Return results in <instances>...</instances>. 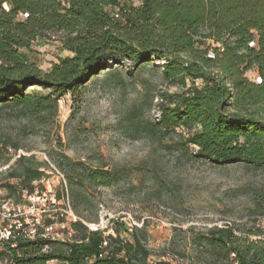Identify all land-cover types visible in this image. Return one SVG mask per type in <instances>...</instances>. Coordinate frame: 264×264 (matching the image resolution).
<instances>
[{"label": "trees", "instance_id": "trees-1", "mask_svg": "<svg viewBox=\"0 0 264 264\" xmlns=\"http://www.w3.org/2000/svg\"><path fill=\"white\" fill-rule=\"evenodd\" d=\"M53 38L71 55L44 70L33 47ZM146 66L182 90L160 93L159 119L139 121L143 138L159 142L183 129L182 149L196 159L254 167L264 176V0H0V110L42 118L101 71L133 74ZM252 70L256 80L247 76ZM30 86L41 89L28 91ZM67 160L72 192L83 183L110 186L119 174ZM45 176L34 154H19L7 178L23 185L3 186L12 194L21 188L33 192L34 182ZM255 200L264 204V190ZM72 230L69 240L50 243L65 248L49 252L42 251L45 241L20 242L15 264H184L152 261L144 224L134 226L131 237L122 236L128 231L124 223L106 235L79 218ZM237 232L228 222L202 233L200 241L212 247L217 263L264 264V230Z\"/></svg>", "mask_w": 264, "mask_h": 264}, {"label": "rangeland", "instance_id": "rangeland-1", "mask_svg": "<svg viewBox=\"0 0 264 264\" xmlns=\"http://www.w3.org/2000/svg\"><path fill=\"white\" fill-rule=\"evenodd\" d=\"M33 50L44 70L59 57L71 55L55 38L36 42ZM107 73L101 71L75 96H62L57 110L42 118L22 116L13 108L0 110V187H22L19 179H8L7 174L19 154H34L46 170V176L34 182L35 188L51 187L56 197L69 195L77 217L90 230L115 234V225L124 223L128 231L122 236L131 237L133 227L144 224L152 261L220 264L212 247L200 241L202 233L228 222L240 235L256 227L264 230V204L255 200L264 190L261 170L214 166L196 159L192 151L182 149L183 129L159 142L141 136L140 119L145 123L160 117V93L182 88L170 86L161 71L151 66L133 74ZM247 76L256 80L257 72L249 71ZM132 111L139 118L133 119ZM15 144L21 148L15 150ZM67 157L82 163L84 169H117L118 177L110 186L83 183L72 192ZM65 247L50 244L54 250Z\"/></svg>", "mask_w": 264, "mask_h": 264}, {"label": "built area", "instance_id": "built-area-1", "mask_svg": "<svg viewBox=\"0 0 264 264\" xmlns=\"http://www.w3.org/2000/svg\"><path fill=\"white\" fill-rule=\"evenodd\" d=\"M61 200L51 187L21 188L15 194L0 187V264H15L13 251L20 242L45 241L42 251L49 252L50 243L70 239L72 223L79 218L69 195Z\"/></svg>", "mask_w": 264, "mask_h": 264}]
</instances>
